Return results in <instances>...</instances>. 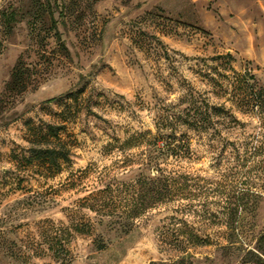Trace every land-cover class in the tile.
Listing matches in <instances>:
<instances>
[{"label":"rangeland","instance_id":"obj_1","mask_svg":"<svg viewBox=\"0 0 264 264\" xmlns=\"http://www.w3.org/2000/svg\"><path fill=\"white\" fill-rule=\"evenodd\" d=\"M18 57L29 75L20 93L5 90ZM80 80L102 93L94 110L118 138L69 116L70 160L45 177L26 164L23 122ZM169 114L162 131L185 135L189 151L154 169L147 139ZM156 189L159 200L132 210ZM101 201L113 206L85 208ZM87 221L91 234L75 232ZM54 227L68 249L57 259L39 236ZM263 232L264 8L0 0V264H250Z\"/></svg>","mask_w":264,"mask_h":264},{"label":"trees","instance_id":"obj_2","mask_svg":"<svg viewBox=\"0 0 264 264\" xmlns=\"http://www.w3.org/2000/svg\"><path fill=\"white\" fill-rule=\"evenodd\" d=\"M27 76H29L27 69L23 67L18 57L11 71L10 79L5 85V90L17 93L24 91ZM240 78L247 81L249 76L244 74ZM101 94L100 91L89 85L88 81L80 80L75 87L44 100L38 108L37 116L35 118L27 117L23 122L26 140L30 145L28 155L24 156L26 164H36L39 172L45 177H52L61 171L62 165L69 162L71 147L75 145V139L71 137L66 125L69 116L77 121L81 131H87L89 123L92 122L93 128L117 140L119 127L98 115L94 110L97 99ZM254 94L257 97L259 92ZM51 102L56 108L49 105ZM94 118H98L102 123H97ZM173 118L171 114L160 118L155 124L156 131L147 139L151 149L146 155V163L151 164L154 169H156L159 157L166 154H186L189 151V143L185 135L176 134L174 131H162L168 123L172 122ZM179 118L182 122H189L181 115ZM138 135H142V133ZM161 196V191L156 189V194L151 195L147 203L142 206L138 205L139 207L135 205L132 210L144 209L159 200ZM84 205L85 208L91 211L100 212L110 210L113 203L112 201H101L99 205H92L91 203H84ZM82 216L86 217L84 214ZM74 230L78 234H91L90 221L75 222ZM39 236L46 243V248L53 259L63 256L68 251L64 243L65 239L57 227L53 228L52 234L44 232ZM263 238L264 232L258 237V241ZM247 253L256 258V261L250 264H264L263 246L257 245L254 251L249 249ZM238 264H246V262L243 259Z\"/></svg>","mask_w":264,"mask_h":264},{"label":"crops","instance_id":"obj_3","mask_svg":"<svg viewBox=\"0 0 264 264\" xmlns=\"http://www.w3.org/2000/svg\"><path fill=\"white\" fill-rule=\"evenodd\" d=\"M185 1L190 3H198L201 0H185ZM254 1L260 8H264V0H254Z\"/></svg>","mask_w":264,"mask_h":264}]
</instances>
